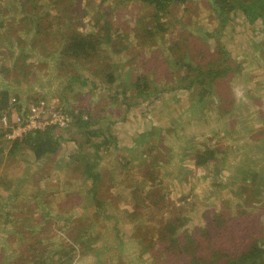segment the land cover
<instances>
[{"label": "rangeland", "instance_id": "1", "mask_svg": "<svg viewBox=\"0 0 264 264\" xmlns=\"http://www.w3.org/2000/svg\"><path fill=\"white\" fill-rule=\"evenodd\" d=\"M214 1L190 0L199 10L194 15L171 6L183 24L140 46L131 30L146 27L140 20L148 11L136 1L116 10L118 52L107 47L109 63L99 66V76L78 65L74 76L86 78L84 84L60 71L59 49L70 30H94L100 0H42L40 17L23 0H4L5 27H13L0 36V93L19 94L25 114L0 138V264H37L27 257L38 241L75 248L53 264L194 263L195 252L209 246L201 240L194 246L189 235L172 247L174 233L164 230L177 217H188L190 230L216 217L217 228H257L264 235V22L248 19L238 0L228 3V9L239 5L224 22ZM112 71L117 79L109 85ZM141 77L151 87L144 100L132 88ZM35 100L44 103L43 122L58 114L69 119L59 127L58 151L41 159L27 143L13 142L32 132L24 106ZM60 107L86 110L84 116L98 121L92 128L108 132L82 148L78 141L86 137L68 129L72 119ZM107 136L112 142L92 147ZM93 163L99 180L88 173ZM154 174L157 185L147 180L135 191V180ZM97 190L101 204L93 197Z\"/></svg>", "mask_w": 264, "mask_h": 264}, {"label": "trees", "instance_id": "2", "mask_svg": "<svg viewBox=\"0 0 264 264\" xmlns=\"http://www.w3.org/2000/svg\"><path fill=\"white\" fill-rule=\"evenodd\" d=\"M135 1L136 3H140L142 5V8H145V10L148 11L146 12L147 15L140 20L141 23L146 22V27L140 30H131L135 35L134 37L138 41L135 46L145 45L146 42L155 41V39L159 36L162 37L164 35V32H170L172 30L175 31L176 28L173 27L176 26V24H183L182 16L181 18L172 17L173 12L171 10V6H175L177 4L184 6V12L189 13L190 15L199 13L198 8H192V6L188 5V2L190 0H112V2L107 5V0H100V3L94 8L95 12H93L92 14L93 16L91 20L93 21L94 30L91 32H83L82 30H78L77 28H75L67 33L66 43L64 44L63 48L59 49V56L61 57V62L59 65L61 67L60 71L66 73L73 72L74 74L72 75L74 76L75 74H79L77 71H75V68L78 67V65H85L89 70L94 69V73L99 76V73L103 71V69L99 66L101 64L109 63L104 61L107 47L114 46L113 25L115 23L114 19L118 17V13L116 10H122L123 8L127 9L128 5ZM247 1L238 0V3H240L241 5L240 8H242L249 16L248 19H251L252 22H255L259 18H261L264 22V0H251L250 3H247ZM3 2L4 0H0V27H4V31H0V36L2 35L1 33L5 31L10 30L8 33H11V28L13 27H9L10 24L5 27L6 20H4L5 13L2 6ZM23 3L27 11L35 12L36 10V12H38V17H40L39 13L42 10V5L44 6L42 0H23ZM92 3L95 4V2H91V4ZM228 3L235 4V2H233L232 0H230V2L229 0L214 1V5L216 4L221 12L220 17H222L223 21L227 18L226 22L228 21L229 17L227 12L236 9L239 5L238 3L236 5H231V8L228 9ZM29 5H31V7H29ZM86 13H88L87 10L84 14ZM10 17L12 19L16 16ZM29 19L31 21L37 22L34 18L27 16V20ZM38 23L39 22H37V24ZM120 38L123 39L125 37L120 36ZM154 44L156 43L153 42L151 45ZM128 46L129 43H127V47ZM114 47H116L114 52H118V46ZM204 74L205 73L201 72L202 77ZM114 75V71L110 72L107 75V77L110 76L111 78L109 82H107L109 85H112L116 81L117 77ZM85 79L86 78L84 77L81 78V76L70 77L71 83L79 80V82L85 84ZM139 80L140 81H138L137 83H133L132 88L137 90L138 98H142V100L148 99L151 96V87L146 82L145 77H141L139 78ZM125 92L126 90L123 89V93ZM124 97H129L128 92L124 95ZM11 98L12 95H10L8 91L0 93V138L2 136L5 138L7 131L10 130L4 129V126L1 124V118L4 114H8L10 118L14 112H17L18 114H25V110H23L22 108V97L17 94L15 97H13L16 98L15 102H11ZM38 103L40 102H38L37 100L31 102V104L36 105ZM28 104L29 102L26 106H24L26 108V111L29 107ZM130 107L131 104H129L128 108L130 109ZM59 109L63 114L69 116L72 119V122L70 124L71 126L68 127V129L71 130L72 128H75L77 132H80V135L82 137H86L85 142L84 139L78 141L79 145L82 148H84L88 143L93 144L91 142L93 136L103 135L108 132V130L106 133H104L103 129L95 130L94 128H92V126L96 125L98 121L96 119V116L94 115L87 114V116H84V114H86V110H83V113H81L61 107ZM59 127L60 126L57 124H51L45 129H36L35 131L31 132L30 135L26 136L23 140L17 138L13 140V142H15L16 146L20 145L21 142L27 143L28 147L32 149V151H34V153L36 154V158L41 159L44 156L50 155L52 153L55 154L58 151L62 132L61 128ZM141 138H144L143 135L141 136ZM110 141L111 138L107 136L106 139L101 142V144H94V146L92 147L99 149L101 146L109 144ZM153 148L154 146H151V151L153 150ZM79 155L82 158L83 156H85L82 150ZM213 155H211V157H213ZM202 158L204 161L209 160V157ZM92 165H95V163L89 166L88 173L96 180H99L101 178V174L98 172H92ZM149 167L152 170V168L156 169L160 166L156 163L155 165H149ZM251 175L253 176V174ZM149 176L150 178L144 176L142 177L143 179L135 180L136 182H134V185L137 186L135 187V191L138 192L139 189H143L142 186L146 184L147 180L152 179L151 181L154 183V185H157L156 175L154 174L153 176ZM254 181L255 180L253 179L251 184L254 183ZM94 193L95 194L93 195V197L96 203L101 204L103 202V199L99 195L98 190ZM155 195L156 194H153V196L150 195V197L152 200H154V203L158 205L159 201L155 199ZM161 198L163 199L164 195H161ZM202 214L203 216H209L207 211ZM217 216L220 217L221 215L217 214ZM186 219H188V217H177L176 221L167 223V225L165 226L164 231L168 232L167 228H170L171 235H173L174 233L172 247H175V244H179L182 237L191 235L193 237L194 246H196V244H199L201 240L202 243L208 245L209 248L204 251L200 250L195 252V257H197V259L194 263L183 262L182 264H264V235L259 236L258 234H256L254 231L257 230V228H217V219L215 217L209 219L206 218V221L203 225H201L202 223L198 224L197 230L196 228L190 230V228H185L184 221H186ZM219 221L222 226L227 223L225 220L223 221L219 219ZM23 223L25 225L26 222L24 221ZM199 225L201 226L199 227ZM186 231L187 233L184 235ZM207 231H211V233H208V235H204V233ZM39 243L41 242H31L29 244L30 254L27 257L34 261H37V264H53V257L55 256H58V261H64L67 258L69 252L75 251V248H68L65 251H60L64 245L63 242L62 245L61 243L59 244L61 246L57 245L59 242H49L48 244L50 245V247L46 244L37 246L36 244Z\"/></svg>", "mask_w": 264, "mask_h": 264}, {"label": "built area", "instance_id": "3", "mask_svg": "<svg viewBox=\"0 0 264 264\" xmlns=\"http://www.w3.org/2000/svg\"><path fill=\"white\" fill-rule=\"evenodd\" d=\"M16 98L12 99V102H15ZM28 114H27V118H26V123L29 127V130L31 131H35L36 129H45L47 126L51 125V124H57L59 126L61 125H68V121L69 119L65 116H61L60 119H58V115H54L52 116L50 119H47V121L43 122V113H44V103L40 102L37 105L36 104H31L28 107ZM24 121V118L21 114H18L17 112H14L13 115L10 116L8 114H4L1 118V124L4 126V129H10L9 131H7L8 135L9 133H11L12 128L14 129V127L17 124H20ZM39 122H43V125L38 126ZM13 137H16L15 135H12ZM9 139H11L10 136H7ZM17 139V138H16Z\"/></svg>", "mask_w": 264, "mask_h": 264}, {"label": "crops", "instance_id": "4", "mask_svg": "<svg viewBox=\"0 0 264 264\" xmlns=\"http://www.w3.org/2000/svg\"><path fill=\"white\" fill-rule=\"evenodd\" d=\"M33 132V131H32Z\"/></svg>", "mask_w": 264, "mask_h": 264}]
</instances>
